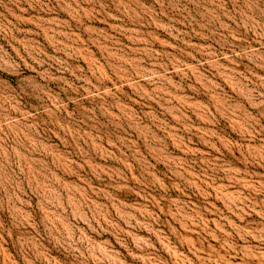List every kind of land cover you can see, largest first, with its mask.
<instances>
[{
    "label": "rangeland",
    "instance_id": "rangeland-1",
    "mask_svg": "<svg viewBox=\"0 0 264 264\" xmlns=\"http://www.w3.org/2000/svg\"><path fill=\"white\" fill-rule=\"evenodd\" d=\"M0 264H264V0H0Z\"/></svg>",
    "mask_w": 264,
    "mask_h": 264
}]
</instances>
